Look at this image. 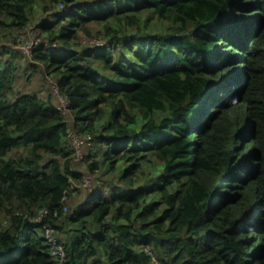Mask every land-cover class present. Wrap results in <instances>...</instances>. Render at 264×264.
<instances>
[{
  "label": "trees",
  "instance_id": "trees-1",
  "mask_svg": "<svg viewBox=\"0 0 264 264\" xmlns=\"http://www.w3.org/2000/svg\"><path fill=\"white\" fill-rule=\"evenodd\" d=\"M36 1L54 11L30 67L54 77L76 128L105 147L87 171L99 181L103 164L124 160L127 191L96 182L63 210L84 175L68 126L51 95L15 94L17 57L5 48L0 264H152L145 246L161 264H264V0H0L1 38L31 24ZM92 24L103 44L81 48ZM153 160L162 173L138 183Z\"/></svg>",
  "mask_w": 264,
  "mask_h": 264
},
{
  "label": "built area",
  "instance_id": "built-area-1",
  "mask_svg": "<svg viewBox=\"0 0 264 264\" xmlns=\"http://www.w3.org/2000/svg\"><path fill=\"white\" fill-rule=\"evenodd\" d=\"M63 8V4L60 3L55 11H60ZM39 25V24H38ZM38 25H28L22 30L15 31L12 36V40L7 43V46L19 50L25 56L29 58L32 57L35 48L38 45V37H39V27ZM26 30V36H20L19 34ZM16 36V37H15ZM103 43H99L95 46H100ZM3 49L0 47V50ZM47 85L49 87V95L52 96L53 100L56 101L57 107L61 113L62 118L67 124V136H66V148L71 153L75 162L79 163H88L87 153L85 152L86 144L91 141V135L89 132L79 131L76 128V118L73 111L70 108V101L66 93L63 92L57 81L54 77L47 75L46 79ZM41 97V96H40ZM45 97V96H44ZM98 182L96 176L85 174L80 178L79 181H72V187L68 190L64 197V211H68V206L66 202L68 197L72 194L76 193L77 189H83L87 191H92L94 184ZM99 183V182H98ZM100 185V183H99ZM47 212L45 210H40L37 216H31L29 219L30 224H37L41 221L42 217ZM45 238L47 240V244L50 248V253L52 256L58 258L61 262L65 261V249L62 243L60 242L58 236L55 233L53 228H46ZM145 251L149 253L152 257V264H161V262L153 255L152 251L149 247H144Z\"/></svg>",
  "mask_w": 264,
  "mask_h": 264
},
{
  "label": "rangeland",
  "instance_id": "rangeland-1",
  "mask_svg": "<svg viewBox=\"0 0 264 264\" xmlns=\"http://www.w3.org/2000/svg\"><path fill=\"white\" fill-rule=\"evenodd\" d=\"M36 4H37L36 5L37 8H39V9L42 7V2L36 1ZM53 11H54V9L51 8L49 11L43 12L44 15H42L41 17L40 16L33 17L31 25L36 26L39 23L51 20V17H52L51 15H52ZM89 27H90L91 33H92V35H90V36L83 30L79 31V39L77 40V43L81 48L83 46H88L89 44H90V46H93V45H97L99 43H103V40L101 39V37L97 36V34H96L98 29L100 28V26L97 24H92ZM19 35L20 36H26L27 31L24 30ZM11 38H7V37L1 38L0 47L3 49H1L0 52H4L5 48L11 49V50H9L10 53L11 52L15 53V55L17 57V63H18L17 67L19 68V70L17 71V73L15 75V79H16V83H17L16 88H15V94H18L20 92H29V93H37V95H39L41 97L48 96L49 95V87H48L47 82H46L48 74L45 72V69L42 67L38 71H34L30 67V61H31L30 59L31 58H29L28 56H25L19 50L12 49V48L7 46V43L12 40ZM40 41H41V33H39V37H38V42H40ZM119 51H122V50L120 49ZM5 57H7V54L4 56V58ZM21 64L25 65L26 67H24V68L20 67ZM101 123L102 122H97V125H100ZM85 152L87 153V155H90V157L91 156H97L98 162L101 164L102 160L104 159L105 148L102 149L101 145L99 146L97 143L92 141V142H90V143L88 142L86 144ZM103 167L104 168L99 171L102 174V177L98 182L100 183V185H102V184L105 185V186H103V187H105V188H103L104 190H109L110 186H112V187H116V186L124 187L126 185L125 184L126 181L122 180V178H121V175L125 172V170L127 168V164L124 163V160L117 162L114 170L109 169L107 165L105 167L104 164H103ZM84 173L90 174L93 176L95 175L94 173H91L89 171L84 172ZM161 173H162V167L160 166V164L158 163L157 160H153L151 162L144 161V163L142 164V167L137 172V174H138L137 175V182L138 183L144 182V184L146 186L152 180L159 177ZM99 183H96L97 186H99ZM96 184H94V186ZM137 186H138V184H137ZM100 188H102V187H100ZM153 199H155V198L150 197V200H153Z\"/></svg>",
  "mask_w": 264,
  "mask_h": 264
},
{
  "label": "crops",
  "instance_id": "crops-1",
  "mask_svg": "<svg viewBox=\"0 0 264 264\" xmlns=\"http://www.w3.org/2000/svg\"><path fill=\"white\" fill-rule=\"evenodd\" d=\"M36 5H37L36 2H33V4H31V6H30V12L32 14V17H36V16H40L41 17L42 15H44V13H43L44 11L42 10V8H40V9L37 8ZM101 147H102V149L105 148L104 146H101ZM91 159L98 161V157L97 156H91ZM86 168H87L86 167V163H79V162H74L73 163V169L75 171H78V172H86L87 171ZM102 169H103V167H102ZM103 186H105V185L102 184V185L96 186L95 189H99L100 187L105 188ZM116 187H120V189H122V192H126L127 191V189H126L125 186L124 187L116 186ZM112 189H113V187L112 188H109V190H105L106 193H107L106 195H111V192L110 191H112ZM75 201H76V198H72L71 202L73 203ZM79 201L80 202H78V205H79L78 208L82 207V205H83L82 202H81L82 199H79Z\"/></svg>",
  "mask_w": 264,
  "mask_h": 264
}]
</instances>
